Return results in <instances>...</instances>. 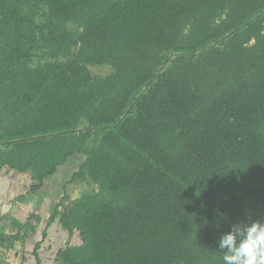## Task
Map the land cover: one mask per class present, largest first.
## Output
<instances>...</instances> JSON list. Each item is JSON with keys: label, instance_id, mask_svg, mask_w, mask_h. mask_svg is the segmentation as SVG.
<instances>
[{"label": "trees", "instance_id": "obj_1", "mask_svg": "<svg viewBox=\"0 0 264 264\" xmlns=\"http://www.w3.org/2000/svg\"><path fill=\"white\" fill-rule=\"evenodd\" d=\"M6 172L51 216L0 217V256L223 264L264 219V0H0Z\"/></svg>", "mask_w": 264, "mask_h": 264}, {"label": "clouds", "instance_id": "obj_2", "mask_svg": "<svg viewBox=\"0 0 264 264\" xmlns=\"http://www.w3.org/2000/svg\"><path fill=\"white\" fill-rule=\"evenodd\" d=\"M223 264H264V219L231 224L217 245Z\"/></svg>", "mask_w": 264, "mask_h": 264}, {"label": "crops", "instance_id": "obj_3", "mask_svg": "<svg viewBox=\"0 0 264 264\" xmlns=\"http://www.w3.org/2000/svg\"><path fill=\"white\" fill-rule=\"evenodd\" d=\"M30 182L31 177L28 174H18L13 172H6L2 174L0 177V217L8 215L9 217L21 220L18 216L24 217V212H30V205L34 206L36 209H40L39 205L36 204L37 202L43 203L44 206L47 207L48 211H50L51 203L46 195H42L40 197H26V200L19 199L21 194L25 195L27 190L26 187L30 184ZM2 226L7 227V222ZM32 238H35V236H32ZM32 238H30V241ZM51 239H49L48 243L51 242ZM16 249V252L20 251L19 246H16L15 250ZM26 249L28 248L26 247ZM19 261L20 259L16 260L14 264H20Z\"/></svg>", "mask_w": 264, "mask_h": 264}, {"label": "rangeland", "instance_id": "obj_4", "mask_svg": "<svg viewBox=\"0 0 264 264\" xmlns=\"http://www.w3.org/2000/svg\"><path fill=\"white\" fill-rule=\"evenodd\" d=\"M92 73L94 75L104 76V75L109 73V69H106V68H103V69L102 68H92ZM67 187H68L67 188V193L69 195V201H66L64 203V207L63 208L68 207L69 203L71 202V200H73L74 198L78 197L81 193L86 192V191H91V189H92L89 186H86L84 184H74V185H70V186H67ZM36 204L39 205L40 209H36L34 206L30 205V208H31L32 212L31 211L30 212H24L25 216L24 215H23L24 217L18 216V218H21L22 221H25L27 216H29L31 213H39L41 215V217L44 218V219H47V218H49L51 216L50 211H48L47 207H45L43 203L37 202ZM59 209H60L59 211H61L62 208H59ZM2 225H5V223H2L1 226ZM10 229L12 230L11 227H10ZM60 236H61V234H60ZM54 238L57 239L58 237L56 236ZM61 242L62 243H59L60 247L64 244V240L63 241L61 240ZM47 243H48V241H47ZM48 244H46V245H48ZM53 247L55 248L56 246L54 245ZM16 251H17V249L16 250L12 249V250L5 251V255L4 256H0V257L3 258L4 262L9 263V264H14L15 261L19 259L16 256V254H15ZM51 258H52V256H51ZM50 260L51 259H49V263H50Z\"/></svg>", "mask_w": 264, "mask_h": 264}]
</instances>
